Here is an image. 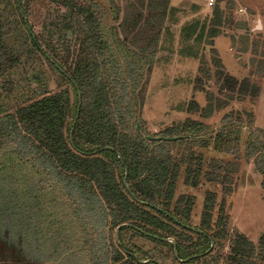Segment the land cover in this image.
<instances>
[{
    "label": "trees",
    "instance_id": "trees-1",
    "mask_svg": "<svg viewBox=\"0 0 264 264\" xmlns=\"http://www.w3.org/2000/svg\"><path fill=\"white\" fill-rule=\"evenodd\" d=\"M168 1L161 8L149 4L145 21L142 11L126 16L119 29L99 18L95 0H0V260L14 253L23 264L218 263L212 250L192 257L225 239L224 201L212 224L216 193L206 191L199 225L192 227L194 198L175 199V190L182 180L228 192L235 165L211 159L204 167L194 148L211 143L215 152L237 154L252 115L224 116L202 141L208 129L192 120L146 133L144 79L159 33L152 34L151 22L164 23ZM213 15L208 45L220 33L219 7ZM195 31L184 29L185 38L202 40L203 28ZM215 79L220 92L258 96L247 79L238 82L221 70ZM183 145L185 153L174 157L171 148ZM245 155L264 191L263 130L248 135ZM120 225L128 226L116 241ZM166 239L175 243L177 258ZM226 264H264V234L257 245L235 234Z\"/></svg>",
    "mask_w": 264,
    "mask_h": 264
},
{
    "label": "rangeland",
    "instance_id": "rangeland-1",
    "mask_svg": "<svg viewBox=\"0 0 264 264\" xmlns=\"http://www.w3.org/2000/svg\"><path fill=\"white\" fill-rule=\"evenodd\" d=\"M99 18L108 24L119 26L125 17L142 11L145 21L150 10L163 7V0H95ZM168 11L162 22L152 19L153 33L157 35V52L151 72L145 77V101L141 109L142 127L150 136L166 129L180 126L186 120L203 124L207 131L202 136L208 139L221 127L224 116L252 115V124L243 127L235 155L218 153L208 149L194 148L203 157L204 167L215 159L233 163L236 174L228 192L220 185L201 183L196 189L187 187L182 180L177 182L175 199L179 195L194 198L190 213V224L198 226L202 214L206 191L216 193V207L212 213L214 224L220 202L225 203L227 235L212 248V257H218L217 264H226L230 242L235 234L246 237L254 245L264 234V191L261 177L251 160L246 159L245 142L252 132L264 131V0H169ZM220 8L219 35L207 44V32L212 29L213 9ZM50 9L51 6L49 7ZM161 11V9H159ZM127 25H124V27ZM196 26L195 35L201 31L202 40L196 42L185 38L184 29ZM35 32L40 26L34 27ZM151 34V32H149ZM218 62V63H217ZM234 77L238 82L248 80L257 87L258 96L252 100L248 95L220 92L215 74ZM54 90V86H51ZM198 106L189 112L188 108ZM172 155L185 153V146L172 147ZM4 257L0 264L18 263L15 254Z\"/></svg>",
    "mask_w": 264,
    "mask_h": 264
},
{
    "label": "water",
    "instance_id": "water-1",
    "mask_svg": "<svg viewBox=\"0 0 264 264\" xmlns=\"http://www.w3.org/2000/svg\"><path fill=\"white\" fill-rule=\"evenodd\" d=\"M77 94H78V108H79V106H80V102H81V101H80V94H79L78 91H77ZM77 114H78V110H77ZM76 119H77V116H76V118H75V120H74V123L76 122ZM136 128H137V130L139 131V125H137ZM146 139H147L148 141H152V140H154V139H156V140H160L161 138L146 137ZM164 140L170 142V141H174L175 138H167V139H164ZM70 141H71V138H70ZM118 158L120 159L119 155H118ZM127 174H128L127 169H125V170H124L123 185H124L125 189L128 191V186H127V182H126V180H127ZM136 202L140 203L138 200H136ZM126 226H128V225H120V226L116 229V231H115V240H116V241H117V232H118V230H119L120 228H123V227H126ZM192 230H193V228H192ZM164 241H166V242H170V243L173 244L174 255H175V257L177 258L176 249H175V243L173 242V240H171V239H166V240H164ZM212 248H213V242H210V247H209V249H208L204 254H202V255H198V256H193L192 258H198V257H201V256H203V255H206V254L210 253V251L212 250ZM187 260H189V259H187ZM187 260H183V261L180 260V262H187Z\"/></svg>",
    "mask_w": 264,
    "mask_h": 264
}]
</instances>
